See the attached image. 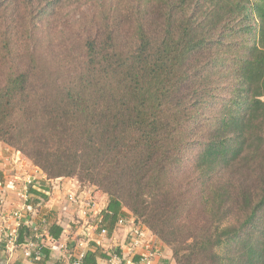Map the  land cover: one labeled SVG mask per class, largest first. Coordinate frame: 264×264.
Segmentation results:
<instances>
[{
	"label": "trees",
	"instance_id": "1",
	"mask_svg": "<svg viewBox=\"0 0 264 264\" xmlns=\"http://www.w3.org/2000/svg\"><path fill=\"white\" fill-rule=\"evenodd\" d=\"M27 1L0 0V142L175 264H264V0H107L65 52L36 26L62 0ZM90 246L80 264L107 258Z\"/></svg>",
	"mask_w": 264,
	"mask_h": 264
},
{
	"label": "crops",
	"instance_id": "2",
	"mask_svg": "<svg viewBox=\"0 0 264 264\" xmlns=\"http://www.w3.org/2000/svg\"><path fill=\"white\" fill-rule=\"evenodd\" d=\"M0 155L9 151L0 144ZM4 151V152H3ZM10 153V151H9ZM0 157V242L3 247H0V263L2 264H71L74 257L83 251L86 253L88 249H91L90 245H95L94 243H86L82 246L78 245L77 240L75 241L76 235L80 234L79 228L80 217L76 210H71L67 213L61 212V207L65 202V197L67 192L70 190L75 179L71 178H58L54 180L44 179L43 174L39 176V181L37 186L33 189L28 190L30 195L29 201L26 205V209L23 210V216L27 217L26 220L30 221L33 226H25L24 224L18 225L17 221H13L7 215L10 211L17 210L22 207L21 200L15 195L16 190L20 187L21 181H16L18 175L20 174L19 180L23 177L29 175L34 171L33 165L28 164L23 161V164H27L26 170L22 169V166L18 167L16 163L13 162L15 157V152L11 151V159L7 160ZM10 155V154H9ZM22 160V159H21ZM21 170V171H20ZM27 172V173H26ZM11 182L15 183L14 188L11 189ZM82 190L80 187L78 191H89L92 194V198L95 201L94 205L97 207L98 201V212L103 215V212L107 209L108 198L105 194L98 193L92 188H84ZM125 214L124 219L126 224L119 225L118 222L115 224L110 223L105 219L104 226L107 228V236L99 237L102 246L110 249L113 252L121 254L124 259V264H130L126 243L129 241L131 222L133 218L129 215L126 209H122ZM102 217V216H101ZM6 218V221L4 219ZM25 220V219H24ZM132 220V221H131ZM134 222V221H133ZM103 226V224H102ZM51 227H57L60 231L58 237L53 238L49 233ZM25 228L29 230L30 235L24 236L21 243L18 241V229ZM69 231L70 235L66 233ZM142 230L149 235V238L153 241L156 239L144 228ZM43 232V233H42ZM47 235L42 241L37 238V235ZM98 236L95 235V239ZM10 239L15 240L16 243L22 244L23 242H30L33 245L38 246L40 255L38 256L34 251L30 257L24 255V248L22 246L13 248L10 245ZM83 239V238H79ZM0 243V244H1ZM160 244V243H158ZM12 246V247H11ZM96 246V245H95ZM98 247V246H96ZM100 248V247H98ZM94 249V248H92ZM101 249V248H100ZM102 253V251H101ZM134 261V258H132ZM135 260H138L136 258ZM164 261V262H163ZM107 258H96L97 264H106ZM151 264H175L171 255H166L164 259L160 260V257H156L152 260Z\"/></svg>",
	"mask_w": 264,
	"mask_h": 264
},
{
	"label": "built area",
	"instance_id": "3",
	"mask_svg": "<svg viewBox=\"0 0 264 264\" xmlns=\"http://www.w3.org/2000/svg\"><path fill=\"white\" fill-rule=\"evenodd\" d=\"M18 154L15 159V163L19 162L21 159L19 157V152H15ZM15 154V155H16ZM34 168V167H33ZM42 173L39 172V169L37 167L34 168V171H32L29 175L23 177L19 180V178L16 181H21L20 187L16 190L15 195L18 197L19 200H21L22 207L10 211L7 215L10 219L13 221H17L18 225L24 224L25 226H33V229L36 230L38 227H35L30 221L26 220L27 217L23 216V210H25L27 207L25 204L28 203L30 195L28 194L29 189H33L37 186V183L39 181V176ZM44 176V175H43ZM44 179L45 176L43 177ZM15 183L11 182V189L14 188ZM1 186V185H0ZM83 187L79 185L77 181H74L73 185L71 186L70 190L67 192L65 197V202L62 205L61 212L67 213L71 210H76L78 213V216L80 217V220L82 221L80 223V234L76 235L75 241L78 245L82 246L86 243H94L96 246L100 247L102 252L107 257L106 264H124V259L121 254H118L116 252L111 251L110 249L102 246V243L99 240V237H106L108 232L107 229L102 226V217L99 212H97L94 207V200L92 198L91 192L88 191L86 194V199L83 200V198L80 196L81 193H79L78 188ZM81 192V191H80ZM92 206V208H91ZM4 219V218H3ZM25 219V220H24ZM6 221V218L4 219ZM119 225H124L126 222H124L122 219H119L118 221ZM43 233V232H42ZM66 233L70 235L69 231L67 230ZM129 241L126 243L127 245V251L128 255L131 259H129L130 264H151L152 260L159 256V252L155 251V243L152 239L148 238L146 239V234L141 227L133 225V228L130 231ZM95 235L98 236L97 239H95ZM47 235H37V238L42 241L43 238H46ZM79 238H83L82 240ZM1 243V242H0ZM152 244V247H149V244ZM10 245L15 247L22 246L24 248V255L26 257H30L31 249L32 252L34 251L38 256L40 255L39 249L37 250L38 246L31 244L30 242H23L22 244L16 243L15 240L10 239ZM11 246V247H12ZM84 252L80 251L73 259L71 264H80V261L82 260L84 256ZM135 256H139L138 262L134 263L132 258ZM2 264V263H0Z\"/></svg>",
	"mask_w": 264,
	"mask_h": 264
},
{
	"label": "rangeland",
	"instance_id": "4",
	"mask_svg": "<svg viewBox=\"0 0 264 264\" xmlns=\"http://www.w3.org/2000/svg\"><path fill=\"white\" fill-rule=\"evenodd\" d=\"M121 1L123 0H114L113 2H111V4L115 6V4H119ZM19 4H20V14H24V13L30 14L29 7H31V10L34 8L33 12L31 13H35L37 9H39L42 6L37 2H35L34 5L28 6L27 0H19ZM110 6L111 5L108 3L107 0H62L60 3L57 4L54 10L50 6L47 9L48 13L45 14L44 17L40 19V21L38 22L37 20L35 21V23L37 22L36 23L37 36L39 39L42 40L41 42L43 43V47H49L51 50L57 49L58 51L60 50L61 52L68 51V49L75 46L76 43L79 44L80 34L82 35L96 26L105 24V21L107 19L110 20L111 17H108V15H106ZM26 29L27 27L25 26L21 30V32H24ZM28 29H30V27ZM45 53L47 54L48 50ZM0 144L3 145L4 148L10 151V153L9 151H5V152L3 151L4 152L3 155L1 154L3 159L6 160L7 158L8 160L11 159L12 157L11 151L13 152L14 150H17V147L6 145V143L3 142H0ZM0 150L2 151L4 149H0ZM17 155L18 154H16L13 159L14 163H15V159L17 158L16 157ZM19 157L22 160L16 162V165H19L18 167L22 166V169L26 170L27 164L26 165L23 164V161L32 165V163L28 159H26L23 155L19 154ZM19 177L20 174L18 175V178ZM79 193H81L80 196L82 198L84 197L83 200H85L88 191L87 192L81 191ZM96 204L98 207V201ZM97 207L95 206L94 209L98 212ZM129 215H131L130 212ZM133 221L131 222L132 223L131 229L133 228L134 225ZM139 223L138 225H140ZM146 235H147L146 239L148 240L149 235L148 234ZM156 241H158V239H156ZM159 243L160 244L155 243L157 245L155 251L159 252L158 257H160V260L164 259V257L167 254L171 255L172 257L171 249L168 246H166L164 243H161L160 241ZM152 244L153 243H150L149 247H152ZM172 261L174 262L173 259Z\"/></svg>",
	"mask_w": 264,
	"mask_h": 264
}]
</instances>
